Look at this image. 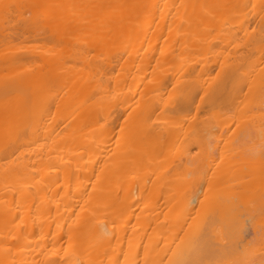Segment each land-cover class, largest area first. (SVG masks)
<instances>
[{"label": "bare ground", "instance_id": "1", "mask_svg": "<svg viewBox=\"0 0 264 264\" xmlns=\"http://www.w3.org/2000/svg\"><path fill=\"white\" fill-rule=\"evenodd\" d=\"M0 264H264V0H0Z\"/></svg>", "mask_w": 264, "mask_h": 264}]
</instances>
